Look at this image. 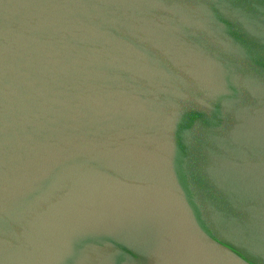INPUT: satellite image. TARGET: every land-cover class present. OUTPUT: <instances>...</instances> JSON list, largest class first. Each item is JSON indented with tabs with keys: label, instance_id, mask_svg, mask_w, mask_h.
I'll use <instances>...</instances> for the list:
<instances>
[{
	"label": "water",
	"instance_id": "95a60500",
	"mask_svg": "<svg viewBox=\"0 0 264 264\" xmlns=\"http://www.w3.org/2000/svg\"><path fill=\"white\" fill-rule=\"evenodd\" d=\"M0 264H264V0H0Z\"/></svg>",
	"mask_w": 264,
	"mask_h": 264
}]
</instances>
